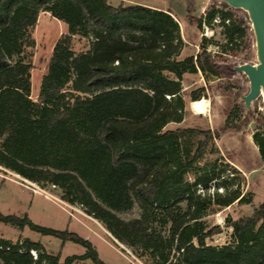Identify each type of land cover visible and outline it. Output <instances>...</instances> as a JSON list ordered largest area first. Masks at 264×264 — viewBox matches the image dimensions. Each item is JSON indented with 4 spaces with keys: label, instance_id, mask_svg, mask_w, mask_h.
I'll list each match as a JSON object with an SVG mask.
<instances>
[{
    "label": "trees",
    "instance_id": "trees-1",
    "mask_svg": "<svg viewBox=\"0 0 264 264\" xmlns=\"http://www.w3.org/2000/svg\"><path fill=\"white\" fill-rule=\"evenodd\" d=\"M223 5L227 10L213 5L205 21L196 20L199 28L222 27L221 51H208L205 38L196 56L179 57L184 42L170 11L111 0H0V166L59 190L62 200L81 205L153 264H264V202L250 216L228 220L234 243L222 247L206 243L221 232L201 220L210 199L191 197L186 213L172 211L180 196L189 197L186 176L214 137L210 130L165 129L184 118V75L232 73L235 48L243 43L251 50L255 44L247 13ZM42 13L63 21L67 32L54 46L35 101L28 48L35 44L32 30ZM77 36L88 41L85 51L74 50ZM203 91H192L191 100L201 99ZM225 127L239 125L228 118ZM194 134L204 138L185 155L180 141ZM254 140L264 160V135ZM238 199L243 197L235 190L214 203L228 207ZM136 205L139 217L118 215ZM0 221L86 249L61 262L39 243L0 240V264H105L91 241L77 233L1 212ZM157 224L169 225L167 234Z\"/></svg>",
    "mask_w": 264,
    "mask_h": 264
},
{
    "label": "rangeland",
    "instance_id": "rangeland-1",
    "mask_svg": "<svg viewBox=\"0 0 264 264\" xmlns=\"http://www.w3.org/2000/svg\"><path fill=\"white\" fill-rule=\"evenodd\" d=\"M111 2L146 5L174 14L180 24V34L184 42L179 57L196 56L202 50L201 45L205 38L209 40L207 49L213 54L221 51L218 44L226 43L222 27L217 23L214 25L204 23L199 28L196 21L200 18L205 21L206 13L213 5L227 10L224 2L217 0H111ZM237 12L242 15L245 11L238 9ZM216 22H219V19ZM248 25L255 41L250 20ZM66 32L67 25L49 13H42L32 30L35 44L28 48V53L32 65L31 97L35 101L38 100L42 79L47 73L54 46ZM73 48L76 52L85 51L88 48V41L77 36ZM235 51L236 65L243 64L241 63L243 61L251 64L258 62L255 44L251 50L243 43L239 44ZM201 88H204L202 98H206L209 105L206 113L197 114L191 109L190 94ZM249 89L250 82L246 74L236 70L219 77L205 74L201 70L187 73L182 80V95L186 102L184 118L180 122H170L165 127L167 130L178 128L210 130L214 134L203 157L196 164V169L186 176V182L191 186L189 197L188 194L180 196L172 211L173 214L186 213L191 197L210 199L212 205L202 213L201 220L207 229L214 226L221 229L220 233L206 239L208 245L216 247L234 243L233 228L228 225V220L250 216L264 202V160L254 140L255 134L264 135V99L259 96L247 108L243 96ZM228 118L233 124H238L239 128H226ZM203 138V135L195 134L182 138L181 152L192 155ZM235 190L241 192L243 197L241 201L238 199L228 207H220L214 203L217 197L227 196ZM0 212L20 218L27 217L40 226L77 233L91 241L99 258L105 264H153L148 257L139 256L138 251L115 239L103 223L87 214L81 205L62 200L59 190L53 187L44 188L2 166H0ZM140 212L136 205L131 211L119 212L118 215L122 219L131 220L139 217ZM157 225L159 232L167 234L169 225L167 227ZM0 240L21 245L39 243L42 252L59 255L61 262L68 256L82 255L86 252L82 245L72 241L63 242L57 237L43 235L28 225L19 227L1 221ZM194 241L197 242L196 239ZM34 254L36 257V252ZM87 263L92 264L90 261Z\"/></svg>",
    "mask_w": 264,
    "mask_h": 264
},
{
    "label": "water",
    "instance_id": "water-1",
    "mask_svg": "<svg viewBox=\"0 0 264 264\" xmlns=\"http://www.w3.org/2000/svg\"><path fill=\"white\" fill-rule=\"evenodd\" d=\"M230 7L245 11L255 36L257 63H243L234 66V70L243 72L249 79V92L243 96L245 106L249 108L253 100L264 99V0H217Z\"/></svg>",
    "mask_w": 264,
    "mask_h": 264
},
{
    "label": "bare ground",
    "instance_id": "bare-ground-1",
    "mask_svg": "<svg viewBox=\"0 0 264 264\" xmlns=\"http://www.w3.org/2000/svg\"><path fill=\"white\" fill-rule=\"evenodd\" d=\"M209 103L206 98H201L196 101H192L191 109L197 114H204L207 112V107Z\"/></svg>",
    "mask_w": 264,
    "mask_h": 264
},
{
    "label": "crops",
    "instance_id": "crops-1",
    "mask_svg": "<svg viewBox=\"0 0 264 264\" xmlns=\"http://www.w3.org/2000/svg\"><path fill=\"white\" fill-rule=\"evenodd\" d=\"M174 16V14H172ZM176 18V16H174Z\"/></svg>",
    "mask_w": 264,
    "mask_h": 264
}]
</instances>
